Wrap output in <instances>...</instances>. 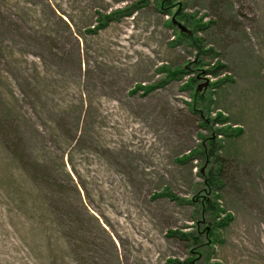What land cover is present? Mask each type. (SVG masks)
Here are the masks:
<instances>
[{
    "label": "rangeland",
    "instance_id": "obj_1",
    "mask_svg": "<svg viewBox=\"0 0 264 264\" xmlns=\"http://www.w3.org/2000/svg\"><path fill=\"white\" fill-rule=\"evenodd\" d=\"M177 1L0 0V264H264V0Z\"/></svg>",
    "mask_w": 264,
    "mask_h": 264
},
{
    "label": "trees",
    "instance_id": "obj_2",
    "mask_svg": "<svg viewBox=\"0 0 264 264\" xmlns=\"http://www.w3.org/2000/svg\"><path fill=\"white\" fill-rule=\"evenodd\" d=\"M160 5L163 7H175L176 5H179V2L177 0H160ZM178 7V6H177ZM180 10L178 8V10L176 11L175 14H179ZM105 19H109V17H105ZM172 22H174V19H172ZM107 24V23H106ZM104 26H107V25H104ZM100 28V27H98ZM220 120V119H218ZM225 121V120H223ZM209 152L206 153V150H205V147L202 146V149H199V154L201 153L204 157H205V160L208 162L209 158H210V162H212L213 164H218V158H217V151H218V147L216 145V141H214L213 139H210V142H209ZM219 170H220V165L218 164L217 167H215L214 165H212V167H210L209 171L207 172V177L206 176H202L205 177V185L207 186V188H216L218 183H219V179L221 178L219 175ZM219 180V181H218ZM161 195H169V191H165L164 193H162ZM215 208V207H214ZM214 208L212 207H208V209H206L207 212L209 211H213ZM197 209H201L202 212L204 211V203H198V206H197ZM217 209V208H215ZM198 222V225H200L201 221L197 220ZM195 233L196 232H192V233H185V234H182L183 238L186 240H189L191 239V241H193V235L195 236ZM196 239H195V244L197 242V239L198 237L195 236ZM173 264H194V262L191 260V259H187V260H184V261H173Z\"/></svg>",
    "mask_w": 264,
    "mask_h": 264
},
{
    "label": "water",
    "instance_id": "obj_3",
    "mask_svg": "<svg viewBox=\"0 0 264 264\" xmlns=\"http://www.w3.org/2000/svg\"><path fill=\"white\" fill-rule=\"evenodd\" d=\"M174 23H178V22L176 21V19H174ZM177 25H178V27L181 29V31H183V32H185V33L191 35V37H192V32H191V31H190L185 25H183V24L180 23V22H179ZM201 88H202V86H199L198 90H200Z\"/></svg>",
    "mask_w": 264,
    "mask_h": 264
}]
</instances>
